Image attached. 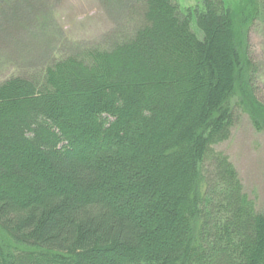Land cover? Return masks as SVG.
I'll return each instance as SVG.
<instances>
[{
    "label": "trees",
    "instance_id": "trees-1",
    "mask_svg": "<svg viewBox=\"0 0 264 264\" xmlns=\"http://www.w3.org/2000/svg\"><path fill=\"white\" fill-rule=\"evenodd\" d=\"M241 2L202 0L196 34L139 0L123 43L0 82V264H264V212L218 149L241 115L264 133V0Z\"/></svg>",
    "mask_w": 264,
    "mask_h": 264
},
{
    "label": "rangeland",
    "instance_id": "rangeland-1",
    "mask_svg": "<svg viewBox=\"0 0 264 264\" xmlns=\"http://www.w3.org/2000/svg\"><path fill=\"white\" fill-rule=\"evenodd\" d=\"M175 1L182 13L191 15V27L198 34L193 15L200 11L202 0ZM225 1L229 7L243 6L241 0ZM138 3L139 0H0V82L18 74L42 77L44 68L60 57L94 46L106 48L112 37L118 44L123 43L131 37L135 19L132 10ZM249 38L264 101V20L260 16L252 24ZM218 149L234 166L244 193L263 213L264 133L255 130L248 117L241 115L229 139Z\"/></svg>",
    "mask_w": 264,
    "mask_h": 264
}]
</instances>
